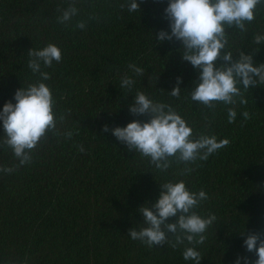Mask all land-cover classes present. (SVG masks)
I'll use <instances>...</instances> for the list:
<instances>
[{
	"label": "trees",
	"instance_id": "16d2710c",
	"mask_svg": "<svg viewBox=\"0 0 264 264\" xmlns=\"http://www.w3.org/2000/svg\"><path fill=\"white\" fill-rule=\"evenodd\" d=\"M128 2L0 0V108L15 103V92L39 79L28 68L32 48L51 43L62 51L59 63L42 68L50 74L45 83L55 100L56 132L41 138L23 166L10 148L0 147V168L14 169L0 172V264H194L183 259L186 247H195L200 264L258 259L242 245L251 234L264 239V84L241 87L234 105L217 102L208 108L192 102L188 92L197 71L182 61L181 43L156 40L161 30L170 31L167 0H137L136 12L128 11ZM70 7L77 15L60 23ZM80 22L83 29L76 26ZM226 32L225 51L234 59L241 51L255 66L264 64V44L253 43L264 35V4L257 5L245 30ZM129 64L143 74L132 73ZM124 76L134 79L130 91L120 87ZM177 77L182 79L179 98L167 93ZM136 92L170 105L194 137L215 135L229 143L204 161L171 159L160 172L111 134L112 128L150 118L129 112ZM230 107L237 112L233 123L227 119ZM66 130L73 133L70 139L63 135ZM181 180L190 191L207 193L194 211L216 217L204 242L173 247L175 236L168 234L166 244L149 248L130 239L131 229L145 227L139 209L155 202L159 184Z\"/></svg>",
	"mask_w": 264,
	"mask_h": 264
},
{
	"label": "clouds",
	"instance_id": "9594fccd",
	"mask_svg": "<svg viewBox=\"0 0 264 264\" xmlns=\"http://www.w3.org/2000/svg\"><path fill=\"white\" fill-rule=\"evenodd\" d=\"M143 2V0H140ZM264 0H167L164 14L169 23L170 31L161 30L156 40L175 39L181 43V59L188 62L197 71V80L193 82L189 93L192 102L208 108H214L217 102L224 105H234L236 97L241 96V87L248 90L250 86L264 84V64L255 66L251 55L241 51L237 59L231 52L225 51L227 45L226 29L245 30L246 23L255 18L257 5ZM139 9L137 0H129L128 11ZM77 15V9L70 7L58 18L60 23L69 22ZM85 27L83 22L76 25ZM253 43L264 44V35H256ZM28 68L39 75V79L26 88L18 89L13 100L6 102L0 108V147L7 146L23 166L32 160L31 150L49 132H56L57 118L54 112L55 100L50 87L45 83L50 74L42 68H50L53 63L62 60L61 49L54 44H47L40 49L28 52ZM223 63H217V61ZM135 75H142L144 69L135 64L128 65ZM182 79L177 77L176 86L170 96L179 98ZM134 79L131 76L121 78L120 87L129 91ZM241 103L245 101L241 99ZM129 112L134 116H148L146 121L133 120L124 127L111 129V134L129 151L138 152L147 157L151 164L160 172H166L171 159L184 164L197 160H207L210 155L225 147L229 141L217 140L215 135L201 134L198 138L187 122L174 109L164 103L155 102L143 92H136ZM242 116L249 118L248 112ZM237 112L228 108L229 123L236 120ZM63 120V117H59ZM108 132L109 128L104 127ZM72 131L66 130L63 135L71 138ZM80 151L83 147L80 146ZM13 168H0V172L11 173ZM191 172L185 168V173ZM160 185V193L154 203L139 209L144 218L139 231L134 228L128 233L132 240H138L149 248L166 244L168 234L175 236V244H202L204 233L216 220L215 215L207 218L198 215L196 209L202 201L208 199L204 190L190 191L184 181L164 182ZM176 217L171 223L166 221ZM247 252L255 251L258 259L255 264H264V239L259 234L248 235L242 245ZM185 261L200 264V254L195 247H186L182 253ZM234 264H249L247 257L238 256Z\"/></svg>",
	"mask_w": 264,
	"mask_h": 264
}]
</instances>
